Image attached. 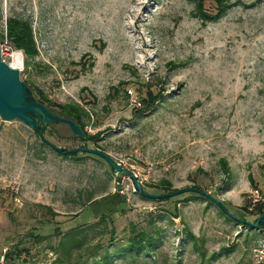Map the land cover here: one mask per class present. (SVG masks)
Wrapping results in <instances>:
<instances>
[{
	"label": "rangeland",
	"instance_id": "374dc122",
	"mask_svg": "<svg viewBox=\"0 0 264 264\" xmlns=\"http://www.w3.org/2000/svg\"><path fill=\"white\" fill-rule=\"evenodd\" d=\"M195 14L189 0H0V33L10 15L32 26V59L0 41L20 79L56 111L83 107L87 145L149 194L188 188L144 196L104 158L59 153L0 118V264L19 245L9 264H57L58 231L95 221L89 194L125 204L85 230L83 258L107 249L111 264H264V222L252 224L264 213V0H231L216 21ZM148 90L151 107L138 112ZM46 132L65 148L84 143L66 124ZM133 228L154 241L139 254L116 249Z\"/></svg>",
	"mask_w": 264,
	"mask_h": 264
},
{
	"label": "trees",
	"instance_id": "16d2710c",
	"mask_svg": "<svg viewBox=\"0 0 264 264\" xmlns=\"http://www.w3.org/2000/svg\"><path fill=\"white\" fill-rule=\"evenodd\" d=\"M189 1H191L194 4V9L196 12L195 15L199 19H201L202 22L216 21L225 13L226 9L231 4V0H210L215 4V12L211 13L205 9V0H189ZM4 40L8 42V44L10 45L12 49L21 51L26 59H32L36 57L38 54V50H37L34 36H33L31 23L29 20L25 18L10 15L5 19L4 30H2L0 33V41H4ZM33 91L39 101L46 104L50 109H52L58 115L67 117L75 121L83 129V119L86 116H88V112L83 107L75 103L64 104V105L54 104L59 109L58 111H56L55 109L51 107L52 106L51 102L48 103V101L46 100L47 98L41 95L40 92H36L34 89ZM146 95L147 97L142 98L140 101V104H143V108L139 110L138 112H142L144 110L146 111L151 107L149 98L151 97L152 93L148 90ZM157 97H158L157 95L153 96V100ZM58 124H66V123L60 122ZM51 125L53 126L56 124H51ZM36 129L38 131L41 142L43 144L49 145L48 141L51 142V139L46 132L48 129V126H43L41 135L39 133V127ZM87 138H89L88 135H87ZM57 151L59 153H63L65 155H71V156H77L79 152V151L69 152L67 150L65 151L57 150ZM83 151L87 155L100 158V156L97 154H94V153H91L85 150ZM108 166L110 167V169H112V167L109 164ZM138 191L140 194L144 196H147L149 194V192L145 191V189H144V192H141L139 189ZM169 197L170 196L162 197V198L166 199ZM93 198L94 196L91 194L87 196V202L88 201L89 202L87 203L86 208L88 207V211L91 212V214L94 216L96 222L95 221H92L93 223L86 222L85 225L74 226L64 232H62L61 230L58 231V234L60 233L61 237L59 238V241L57 243V249H56L57 264H111L112 263L111 258L109 256V251L107 249H105L104 252L100 253L98 257L92 260H89L88 258H83V256L80 253H77L80 251V249L83 246L87 244L86 234H85L86 229L104 220L112 222V214L124 208L125 202L123 199L121 201L113 203V202H107V201L102 202V200L100 199H93ZM219 208L227 217H230L221 207ZM226 209L228 208L226 207ZM86 214L88 215V212H86ZM53 221H54L53 218H49V217L42 218L43 224L51 223ZM261 222H264V221H261ZM263 224L264 223H262L261 225ZM54 230H58L57 227H54ZM133 230H136V232L128 238V243L125 245V247L118 245L116 249H119V250L126 249V251L130 254H133V253L139 254L143 247H145L150 242L154 241L152 234H150L148 231H145L144 229L137 230L136 228H133ZM78 236H82V237H78ZM25 249H27L26 246L19 245V246H16V250L13 251L15 255H13V252L12 254L6 253L5 264H9V261L13 259V256L20 257L22 250H25ZM93 254L95 253L93 252Z\"/></svg>",
	"mask_w": 264,
	"mask_h": 264
},
{
	"label": "water",
	"instance_id": "95a60500",
	"mask_svg": "<svg viewBox=\"0 0 264 264\" xmlns=\"http://www.w3.org/2000/svg\"><path fill=\"white\" fill-rule=\"evenodd\" d=\"M0 118L2 120H15L18 119L25 125L30 126L34 129L39 127V133L42 134L43 126H48L51 124H58L60 122L66 123L71 132L74 135L79 136L84 140L83 144H80L74 148H65L63 146L55 145L54 143L48 141L49 145L56 150L61 151H88L99 155L104 158L107 163L112 167L114 175L122 173L131 178L134 186L141 192H144L141 184L139 183L136 175L131 169L126 168L124 165L115 162L110 155L101 151L98 148L90 147L87 145V135L75 121L58 115L52 109H50L46 104L36 98L33 89L30 85L20 79L19 69L12 67L6 63L1 57L0 49ZM188 188H178L171 191L163 192L161 194H148L156 197H168L180 192L187 190ZM196 190L197 192L212 199L219 207H221L229 216L240 219L233 215L226 207L215 197L209 193L199 189V188H189ZM242 220V219H240ZM264 220V213L261 214L254 223L257 224ZM249 222V221H247ZM251 223V222H250Z\"/></svg>",
	"mask_w": 264,
	"mask_h": 264
},
{
	"label": "bare ground",
	"instance_id": "6f19581e",
	"mask_svg": "<svg viewBox=\"0 0 264 264\" xmlns=\"http://www.w3.org/2000/svg\"><path fill=\"white\" fill-rule=\"evenodd\" d=\"M12 56H13V60H14V58H15V56H16V53L13 52V53H12ZM10 65H11L12 67H15V68H19V67H20V66H19L18 64H16L14 61L11 62Z\"/></svg>",
	"mask_w": 264,
	"mask_h": 264
}]
</instances>
